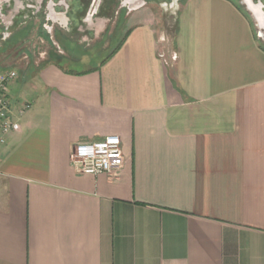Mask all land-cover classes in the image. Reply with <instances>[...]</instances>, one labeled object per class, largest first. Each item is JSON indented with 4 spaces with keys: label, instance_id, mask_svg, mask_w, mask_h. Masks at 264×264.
Returning a JSON list of instances; mask_svg holds the SVG:
<instances>
[{
    "label": "crops",
    "instance_id": "crops-1",
    "mask_svg": "<svg viewBox=\"0 0 264 264\" xmlns=\"http://www.w3.org/2000/svg\"><path fill=\"white\" fill-rule=\"evenodd\" d=\"M55 1L72 3L59 55L21 71L0 60L18 72L13 114L29 104L0 144V264H264V45L251 15L180 0L169 32L148 0H102L96 31L117 18L121 40L74 71L89 60L61 37L94 0ZM108 135L123 168L77 173L73 146Z\"/></svg>",
    "mask_w": 264,
    "mask_h": 264
},
{
    "label": "rangeland",
    "instance_id": "rangeland-1",
    "mask_svg": "<svg viewBox=\"0 0 264 264\" xmlns=\"http://www.w3.org/2000/svg\"><path fill=\"white\" fill-rule=\"evenodd\" d=\"M235 1L251 15L256 32L259 34L258 22L247 9V5L244 4L245 0ZM180 2V0H148L149 5L154 8L158 16L159 23L164 27L167 26L169 32L175 28L173 11H177ZM261 2L256 3L264 4V0ZM121 3V0L113 1L115 10L120 9ZM71 4L68 2L66 5V3L62 4L55 0H0V60H5L3 55L7 54L9 60L6 63H12L11 66L21 71L32 62L39 63L51 55H59L60 50L54 44V29H65H62L63 18L66 9ZM100 4H102V0ZM76 5L77 2H74V10L77 8ZM28 10L34 12L33 15L31 14L33 16L32 21L24 16ZM92 10L94 9L91 2L82 22H79L78 28H76L77 31L73 34H65L70 38V42L65 37H61L67 45L66 52L68 55L72 54L89 60L86 63L82 62L83 60L71 61L69 68L74 71H82L90 66H95L94 64L99 60L107 58L121 40L119 32L115 33L117 31V27L115 28L117 18L106 20L104 32L98 34L96 26L99 25L96 18L92 16ZM53 13L58 15L57 19L54 18ZM103 40L106 45L110 41L111 47L103 49L101 46ZM260 40L264 45V39L260 38ZM98 41L101 42L97 43ZM3 50L5 51L4 54L2 53Z\"/></svg>",
    "mask_w": 264,
    "mask_h": 264
},
{
    "label": "built area",
    "instance_id": "built-area-1",
    "mask_svg": "<svg viewBox=\"0 0 264 264\" xmlns=\"http://www.w3.org/2000/svg\"><path fill=\"white\" fill-rule=\"evenodd\" d=\"M18 77L15 69L0 71V144L7 136L21 129L20 116L28 109L24 103L15 116L9 97V84ZM122 141L117 135H108L97 141L79 142L73 146L71 163L79 174H101L113 176L124 166Z\"/></svg>",
    "mask_w": 264,
    "mask_h": 264
},
{
    "label": "flooded vegetation",
    "instance_id": "flooded-vegetation-1",
    "mask_svg": "<svg viewBox=\"0 0 264 264\" xmlns=\"http://www.w3.org/2000/svg\"><path fill=\"white\" fill-rule=\"evenodd\" d=\"M261 1H263V0H245L246 5H248L249 9L258 18L260 26L264 27V10H263L264 4H262V5L257 4L258 2H261ZM100 3H101V0H94L93 5H92L93 9L97 10ZM261 7H262V9H261Z\"/></svg>",
    "mask_w": 264,
    "mask_h": 264
},
{
    "label": "water",
    "instance_id": "water-1",
    "mask_svg": "<svg viewBox=\"0 0 264 264\" xmlns=\"http://www.w3.org/2000/svg\"><path fill=\"white\" fill-rule=\"evenodd\" d=\"M244 4L246 5V2H244ZM247 9L253 14V12L249 9L248 5H247ZM262 9V7H261ZM254 19L258 22V28H259V37L264 39V27L260 26L259 20L258 18L255 16V14H253Z\"/></svg>",
    "mask_w": 264,
    "mask_h": 264
}]
</instances>
